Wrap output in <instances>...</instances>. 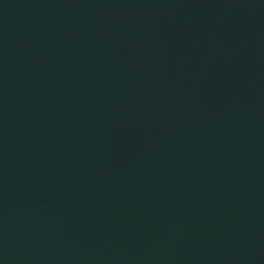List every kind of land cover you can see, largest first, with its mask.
Here are the masks:
<instances>
[{"label": "water", "instance_id": "obj_1", "mask_svg": "<svg viewBox=\"0 0 264 264\" xmlns=\"http://www.w3.org/2000/svg\"><path fill=\"white\" fill-rule=\"evenodd\" d=\"M0 264H264V0H0Z\"/></svg>", "mask_w": 264, "mask_h": 264}]
</instances>
